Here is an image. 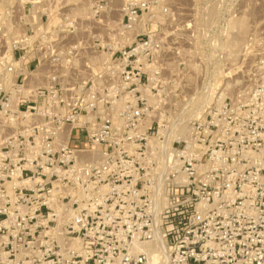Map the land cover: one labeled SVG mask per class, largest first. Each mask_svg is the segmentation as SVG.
Listing matches in <instances>:
<instances>
[{
	"label": "rangeland",
	"instance_id": "rangeland-1",
	"mask_svg": "<svg viewBox=\"0 0 264 264\" xmlns=\"http://www.w3.org/2000/svg\"><path fill=\"white\" fill-rule=\"evenodd\" d=\"M141 5L132 25L131 8ZM148 36L152 44L141 49ZM29 62L35 65L26 78L29 94L59 85L63 114L75 116L77 100L95 95L98 108L81 121L89 129L112 122L116 155L129 151L136 169L147 155L174 150L201 168L210 188L199 195L210 200L193 213L200 220L180 222L167 239L160 222L151 228L169 253L184 246L195 254L192 264L256 258L264 239V0H0V80L7 79V89L22 84L17 76ZM126 65L142 72L141 84L111 76L112 68L119 74ZM13 66L15 74L8 73ZM137 106L144 112L139 126L132 118ZM22 113L14 118L19 125L42 122L34 112ZM0 118H7L1 110ZM21 166L35 173L44 163ZM46 168L34 176L26 171L33 189L23 212L31 217L43 204L58 206L55 212L43 207L32 222H63L56 197L62 188ZM134 213L137 249L154 238L140 230L149 212Z\"/></svg>",
	"mask_w": 264,
	"mask_h": 264
},
{
	"label": "built area",
	"instance_id": "built-area-1",
	"mask_svg": "<svg viewBox=\"0 0 264 264\" xmlns=\"http://www.w3.org/2000/svg\"><path fill=\"white\" fill-rule=\"evenodd\" d=\"M145 7L131 8L128 21L137 19ZM151 44L148 36L141 49ZM15 72L14 66L8 69V73ZM114 75H120L131 87L144 79L142 72L128 65L119 74L112 68ZM21 83L7 89V79L0 80V110L7 116L0 121V244H4L0 264H148L147 257L132 245L136 240V209L149 212L140 230L150 239L154 238L151 228L156 222L167 239L178 231L180 222L200 220L193 213L199 215L205 201L210 200V196L203 199L199 195V191L207 192L210 181L202 178L201 168L191 157L175 150L169 155H147L136 169L129 151L116 155L120 143L112 138L118 130L112 122L89 129L87 122L81 121L83 113L98 108L95 95L78 99L73 106L76 115L69 116L60 109L59 85L38 87L31 96L25 77ZM38 102L41 107H37ZM24 109L34 112L42 122L19 125L14 118ZM143 115L139 106L134 108L132 118L138 126ZM37 159L44 166H38L35 173H45V166L50 167L46 169L52 170L51 179L62 188L56 197L62 201L59 211L64 212L63 222H32L43 207L55 212L58 206L43 204L31 217L29 211L23 212L27 191L33 189L32 180L24 178L29 171L33 176L35 173L22 168L21 163L33 165ZM259 214L264 228V205ZM22 224L23 230L18 229ZM258 244L261 250L249 264H264V239ZM194 255L184 246H176L170 249L168 264H192Z\"/></svg>",
	"mask_w": 264,
	"mask_h": 264
},
{
	"label": "bare ground",
	"instance_id": "bare-ground-1",
	"mask_svg": "<svg viewBox=\"0 0 264 264\" xmlns=\"http://www.w3.org/2000/svg\"><path fill=\"white\" fill-rule=\"evenodd\" d=\"M137 23V19H132V25H136ZM129 28L132 29L133 26ZM72 246L76 249L80 248V245H78L77 243H72ZM134 247H136L137 249L139 248L143 252V254L148 259V264H168L169 251L164 245V242H162V238L159 233H155V238L151 243H147V245L141 247L134 245Z\"/></svg>",
	"mask_w": 264,
	"mask_h": 264
},
{
	"label": "crops",
	"instance_id": "crops-1",
	"mask_svg": "<svg viewBox=\"0 0 264 264\" xmlns=\"http://www.w3.org/2000/svg\"><path fill=\"white\" fill-rule=\"evenodd\" d=\"M20 55V53L18 54V56ZM35 65L34 64H31L30 62L26 65V70H25V75L23 74V75H19V76H17V79L19 80H21L23 77H25V78H28V77H31L32 75H33V72H31V70H32V67H34ZM24 72V71H23ZM23 80V79H22Z\"/></svg>",
	"mask_w": 264,
	"mask_h": 264
}]
</instances>
